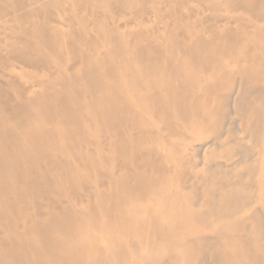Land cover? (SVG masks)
<instances>
[{
	"label": "bare ground",
	"instance_id": "6f19581e",
	"mask_svg": "<svg viewBox=\"0 0 264 264\" xmlns=\"http://www.w3.org/2000/svg\"><path fill=\"white\" fill-rule=\"evenodd\" d=\"M0 264H264V0H0Z\"/></svg>",
	"mask_w": 264,
	"mask_h": 264
}]
</instances>
